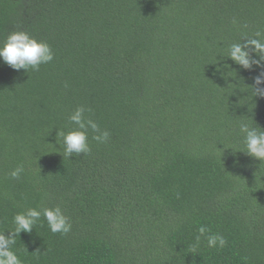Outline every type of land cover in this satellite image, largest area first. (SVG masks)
Returning <instances> with one entry per match:
<instances>
[{"label":"trees","instance_id":"trees-1","mask_svg":"<svg viewBox=\"0 0 264 264\" xmlns=\"http://www.w3.org/2000/svg\"><path fill=\"white\" fill-rule=\"evenodd\" d=\"M16 31L54 59L0 61V233L30 208L72 226L41 215L14 237L22 264H264V163L237 152L241 124L264 130V62L227 58L264 39V0H0V46ZM80 106L110 138L89 129L91 153L68 158L57 132Z\"/></svg>","mask_w":264,"mask_h":264},{"label":"clouds","instance_id":"clouds-1","mask_svg":"<svg viewBox=\"0 0 264 264\" xmlns=\"http://www.w3.org/2000/svg\"><path fill=\"white\" fill-rule=\"evenodd\" d=\"M235 23V21H234ZM262 33H255V37H243L241 42L233 43L228 48L227 58L232 60L236 65L244 69H250L252 65H260L264 62V39L261 38ZM253 54L259 59H253ZM54 59V53L45 42L37 41L27 32L16 31L7 36L2 46H0V61L12 68L16 72L21 70L38 71L40 66L48 64ZM264 83V72L255 79V85ZM254 95L264 96V88L256 87L253 90ZM91 111L83 106L77 107L69 116V121L76 126L75 130L64 131L58 130L57 143L62 145L64 155L72 157L80 154L88 155L91 148L88 143L89 129L95 133L92 139L102 144L109 140L110 133L107 130H101L98 123L92 119L85 117V112ZM240 133L243 135L245 150L248 156L264 163V130L257 127H249L241 124ZM260 163V164H261ZM24 169L22 166L14 169L10 176L13 179H19ZM41 215L47 222L48 228L52 233L67 234L71 230V224L60 207L45 208L41 213L40 210L30 208L22 213H17L13 217L15 228L12 231L0 233V264H22L19 257L11 250L15 243V238L21 232L30 233L34 226L40 221ZM204 229H200V233H204ZM200 237L197 236L196 244L193 248L199 246ZM209 247H216L217 244L223 247L226 243L224 237L219 235H211L207 237Z\"/></svg>","mask_w":264,"mask_h":264}]
</instances>
